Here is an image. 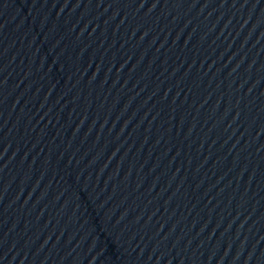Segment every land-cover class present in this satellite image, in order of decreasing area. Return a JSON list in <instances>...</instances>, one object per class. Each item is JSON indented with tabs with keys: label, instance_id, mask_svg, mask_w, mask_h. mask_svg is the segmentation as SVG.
<instances>
[{
	"label": "water",
	"instance_id": "obj_1",
	"mask_svg": "<svg viewBox=\"0 0 264 264\" xmlns=\"http://www.w3.org/2000/svg\"><path fill=\"white\" fill-rule=\"evenodd\" d=\"M0 264H264V0H0Z\"/></svg>",
	"mask_w": 264,
	"mask_h": 264
}]
</instances>
